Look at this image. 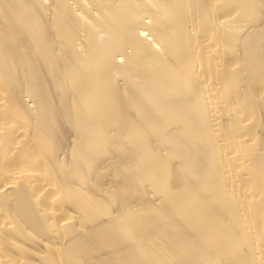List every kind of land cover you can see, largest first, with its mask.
I'll use <instances>...</instances> for the list:
<instances>
[{"label":"bare ground","instance_id":"6f19581e","mask_svg":"<svg viewBox=\"0 0 264 264\" xmlns=\"http://www.w3.org/2000/svg\"><path fill=\"white\" fill-rule=\"evenodd\" d=\"M0 264H264V0H0Z\"/></svg>","mask_w":264,"mask_h":264}]
</instances>
